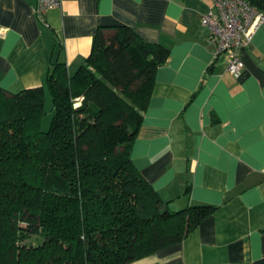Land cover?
Returning a JSON list of instances; mask_svg holds the SVG:
<instances>
[{
    "label": "crops",
    "instance_id": "1",
    "mask_svg": "<svg viewBox=\"0 0 264 264\" xmlns=\"http://www.w3.org/2000/svg\"><path fill=\"white\" fill-rule=\"evenodd\" d=\"M36 3L0 0V87L12 93L46 87L56 62L75 74L98 28L127 25L170 50L131 159L170 211L216 210L183 242L129 264H264V25L235 77L202 24L212 0H61L44 20Z\"/></svg>",
    "mask_w": 264,
    "mask_h": 264
},
{
    "label": "trees",
    "instance_id": "2",
    "mask_svg": "<svg viewBox=\"0 0 264 264\" xmlns=\"http://www.w3.org/2000/svg\"><path fill=\"white\" fill-rule=\"evenodd\" d=\"M245 1L264 12V0ZM169 54L130 26L98 28L75 74L60 62L48 72L47 131L44 85L0 87V264H129L183 242L216 210L170 211L131 159Z\"/></svg>",
    "mask_w": 264,
    "mask_h": 264
},
{
    "label": "built area",
    "instance_id": "3",
    "mask_svg": "<svg viewBox=\"0 0 264 264\" xmlns=\"http://www.w3.org/2000/svg\"><path fill=\"white\" fill-rule=\"evenodd\" d=\"M213 8L203 16L209 30L208 40L216 48V56L225 54L227 72L239 77L245 67L241 52L252 43L255 33L264 25V12L245 0H212ZM61 0H37L34 11L42 20L48 10L60 6ZM5 30L0 27V35Z\"/></svg>",
    "mask_w": 264,
    "mask_h": 264
},
{
    "label": "rangeland",
    "instance_id": "4",
    "mask_svg": "<svg viewBox=\"0 0 264 264\" xmlns=\"http://www.w3.org/2000/svg\"><path fill=\"white\" fill-rule=\"evenodd\" d=\"M82 99L77 100V104H80ZM54 111H53V100L51 95L48 93L46 96V103H45V114L41 121V130L47 131L51 127V123L53 120Z\"/></svg>",
    "mask_w": 264,
    "mask_h": 264
}]
</instances>
